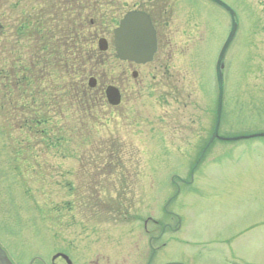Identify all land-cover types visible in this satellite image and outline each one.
Segmentation results:
<instances>
[{
	"label": "rangeland",
	"instance_id": "1",
	"mask_svg": "<svg viewBox=\"0 0 264 264\" xmlns=\"http://www.w3.org/2000/svg\"><path fill=\"white\" fill-rule=\"evenodd\" d=\"M151 1L0 0V71L10 70L0 85V241L17 263L64 251L93 264L96 249L101 264H264V137L216 139L193 185L179 181L176 192L170 180L190 177L213 130L231 17L199 0ZM227 1L240 27L226 55L221 129L241 135L264 130V0ZM140 2L161 36L154 60L123 62L111 41L98 54L94 35L112 37ZM25 20L50 36L49 50ZM67 25L71 42L60 47ZM22 64L31 67L23 76ZM111 82L122 89L119 105L105 96ZM166 200L179 228L153 243L152 259V226L143 225L153 211L172 221Z\"/></svg>",
	"mask_w": 264,
	"mask_h": 264
},
{
	"label": "water",
	"instance_id": "2",
	"mask_svg": "<svg viewBox=\"0 0 264 264\" xmlns=\"http://www.w3.org/2000/svg\"><path fill=\"white\" fill-rule=\"evenodd\" d=\"M216 1L222 3L219 0ZM235 30H236V23L234 22L230 37L226 42L225 47L221 52L219 59L218 76L220 80V95H219L218 119H217L215 132L213 137L211 138V141L217 136L218 127H219L218 125L221 117L222 101H223L220 61ZM115 33H116L115 43L121 58L134 60L138 63L146 62L152 59L153 54L156 50V36L152 21L147 13L142 11H130L121 20V24L116 29ZM100 47L102 49L107 48V42L105 39L100 40ZM91 83L95 85L96 80L91 79ZM107 93L112 103L119 102L120 95L117 88L109 87ZM65 257L68 258L67 256ZM0 264H13L11 260L5 254L2 253L1 250H0Z\"/></svg>",
	"mask_w": 264,
	"mask_h": 264
},
{
	"label": "trees",
	"instance_id": "3",
	"mask_svg": "<svg viewBox=\"0 0 264 264\" xmlns=\"http://www.w3.org/2000/svg\"><path fill=\"white\" fill-rule=\"evenodd\" d=\"M74 3H76V2L74 1ZM31 19H33V16L31 17ZM36 23H37V22H36ZM22 26H23L22 29L28 28V30H31V31H32V34H33V35L35 34V33H34V29H33V24H32L31 22H23V23H22ZM36 28H37V25H36ZM36 28H35V30H36ZM22 29L20 28V29L17 31V33L20 34V31H21ZM47 33H48V32H47ZM48 34H49V33H48ZM69 35H71V34L69 33ZM35 37L37 38V40H38V42H39V44H40V45H38V47L43 48V49H45V50H49L48 45H49V43L51 42V40H50V36H49V35H48V38H46L45 35H43L40 31H38V32L35 34ZM39 65H40V70L43 69V71H44V70H47V69H48L47 67L43 66L41 62L39 63ZM37 66H38V65H37ZM29 67H30V66H29L28 64H26V65L22 64L19 68H21L22 70L26 71V70H30L31 67H30V68H29ZM2 71H4V69L0 71V74L2 73V75H4V76H3L4 78H5V77H10V76H8L10 70L5 71V72H2ZM43 121L46 122L47 124L49 123V122L46 121V120H41L42 123H44ZM37 122H39V120H37Z\"/></svg>",
	"mask_w": 264,
	"mask_h": 264
},
{
	"label": "flooded vegetation",
	"instance_id": "4",
	"mask_svg": "<svg viewBox=\"0 0 264 264\" xmlns=\"http://www.w3.org/2000/svg\"><path fill=\"white\" fill-rule=\"evenodd\" d=\"M151 1V0H150ZM157 1V0H156ZM142 6H143V4H137V5H135V7H141L142 8ZM141 8H139V9H141ZM153 17H154V15H153ZM157 26V25H156Z\"/></svg>",
	"mask_w": 264,
	"mask_h": 264
}]
</instances>
